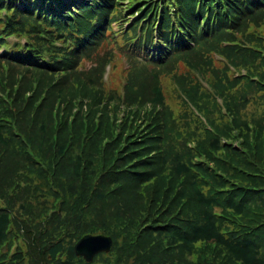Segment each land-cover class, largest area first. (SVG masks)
Returning <instances> with one entry per match:
<instances>
[{
    "label": "trees",
    "instance_id": "1",
    "mask_svg": "<svg viewBox=\"0 0 264 264\" xmlns=\"http://www.w3.org/2000/svg\"><path fill=\"white\" fill-rule=\"evenodd\" d=\"M126 1L0 0V264H264V0Z\"/></svg>",
    "mask_w": 264,
    "mask_h": 264
},
{
    "label": "rangeland",
    "instance_id": "2",
    "mask_svg": "<svg viewBox=\"0 0 264 264\" xmlns=\"http://www.w3.org/2000/svg\"><path fill=\"white\" fill-rule=\"evenodd\" d=\"M126 2H128V0ZM118 28H119L118 24L115 23L114 30L117 31ZM117 36H118L119 49L115 50L112 53V62L107 66V71L105 73V80H106V83L108 85H109V80L112 76H113L114 82L121 80L122 83H125L126 82V74H127L128 70H130V68H131L129 66L127 60L125 59L126 57H125V47H124L125 41H124V38L121 36V34H118ZM16 41L17 40L13 39L10 41V44L13 45V43H15ZM87 65L90 66L91 64H87ZM111 67H113V68H111ZM177 67H178L179 71H182V72L184 71L183 73L186 72L184 61L181 62L179 65H177ZM112 69H113V71H112ZM167 70H172V68H167ZM111 71L114 74H112ZM120 74H123L125 80L122 78V76H120ZM121 92H123L122 87H121ZM173 107L175 109H177L178 105H173ZM148 109H150V107H148Z\"/></svg>",
    "mask_w": 264,
    "mask_h": 264
},
{
    "label": "water",
    "instance_id": "3",
    "mask_svg": "<svg viewBox=\"0 0 264 264\" xmlns=\"http://www.w3.org/2000/svg\"><path fill=\"white\" fill-rule=\"evenodd\" d=\"M113 246V238L105 234L83 236L75 245L77 256L83 257L88 263L100 252L109 253Z\"/></svg>",
    "mask_w": 264,
    "mask_h": 264
}]
</instances>
